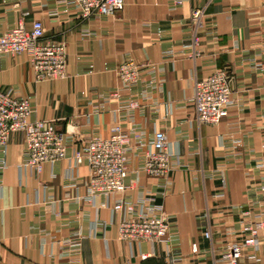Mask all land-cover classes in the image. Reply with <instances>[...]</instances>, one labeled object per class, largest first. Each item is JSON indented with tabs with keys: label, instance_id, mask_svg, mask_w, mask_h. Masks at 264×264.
Listing matches in <instances>:
<instances>
[{
	"label": "crops",
	"instance_id": "crops-1",
	"mask_svg": "<svg viewBox=\"0 0 264 264\" xmlns=\"http://www.w3.org/2000/svg\"><path fill=\"white\" fill-rule=\"evenodd\" d=\"M35 21L43 41L64 44L66 76L36 82L27 54L0 55V92L29 99L30 121L52 123L67 152L37 171L23 132L0 147V263L227 264L242 244L238 264H264V229L257 248L244 232L264 221V0H125L88 19L72 0H0V35ZM128 61L140 67L131 83L118 71ZM220 70L231 78L228 114L199 124L195 82ZM115 125L127 135V189L90 196L83 149ZM157 132L173 152L165 178L143 170ZM140 202L169 222L166 242L119 240Z\"/></svg>",
	"mask_w": 264,
	"mask_h": 264
},
{
	"label": "built area",
	"instance_id": "built-area-1",
	"mask_svg": "<svg viewBox=\"0 0 264 264\" xmlns=\"http://www.w3.org/2000/svg\"><path fill=\"white\" fill-rule=\"evenodd\" d=\"M84 19L93 16H114L124 6L125 0H72ZM200 12H194L199 17ZM44 28L40 21H35L31 29L23 25L0 35V55L27 54L36 82L53 81L66 76V48L61 43L43 41ZM198 39L193 38L190 46L195 50ZM194 55H198L195 50ZM119 74L126 83L133 82L139 75L140 67L128 61L120 65ZM231 78L227 71L215 72L205 80H196L193 103L196 120L199 124H218L227 116L231 104ZM32 107L27 98L19 99L11 92H0V147L6 148L13 132L25 134L26 149L29 159L27 166L40 171L44 163L54 164L66 157L67 145L63 134L52 123L30 121ZM127 135L120 126L112 128V134L106 139H91L85 145L82 155L90 167V196L122 193L127 187L125 178L128 174V158L125 151ZM173 152L164 133L157 132L149 142L145 152L143 170L146 174L165 178L171 168ZM80 160V159H79ZM133 216L122 220L118 227V238L125 243L151 242L164 243L169 233V222L144 209V203L129 205ZM264 229V221L255 225H246L244 232L252 238L245 245L259 246L258 231ZM209 237V233H206ZM196 247H194L195 249ZM244 246L232 244L223 254L227 264H238ZM251 259H255L252 256Z\"/></svg>",
	"mask_w": 264,
	"mask_h": 264
},
{
	"label": "rangeland",
	"instance_id": "rangeland-1",
	"mask_svg": "<svg viewBox=\"0 0 264 264\" xmlns=\"http://www.w3.org/2000/svg\"><path fill=\"white\" fill-rule=\"evenodd\" d=\"M212 75H213V74H212ZM209 77H210V76H209ZM209 77H208V78H209ZM204 80H205V79H204ZM124 82H125V81H124Z\"/></svg>",
	"mask_w": 264,
	"mask_h": 264
},
{
	"label": "water",
	"instance_id": "water-1",
	"mask_svg": "<svg viewBox=\"0 0 264 264\" xmlns=\"http://www.w3.org/2000/svg\"><path fill=\"white\" fill-rule=\"evenodd\" d=\"M1 264V263H0Z\"/></svg>",
	"mask_w": 264,
	"mask_h": 264
}]
</instances>
